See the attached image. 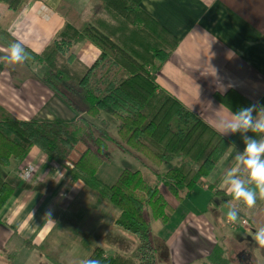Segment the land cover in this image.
I'll list each match as a JSON object with an SVG mask.
<instances>
[{"label": "trees", "instance_id": "1", "mask_svg": "<svg viewBox=\"0 0 264 264\" xmlns=\"http://www.w3.org/2000/svg\"><path fill=\"white\" fill-rule=\"evenodd\" d=\"M28 1L0 0V4L19 14ZM89 1L120 21L118 26L98 27L101 24L96 15L88 18L87 12H77L69 3L60 1L56 12L64 19V26L39 54L0 28V39L20 43L30 60L43 69L34 78L78 116L72 122L19 121L0 106V168H7L10 160L23 162L36 148L44 155L46 166L65 168L70 181L82 183L97 204L113 206L118 212L115 227L143 239L150 233V220L166 223L172 209L158 184L150 186L139 170L124 168L112 184L101 181L97 173L108 162L106 144L112 142L136 152L154 166L167 165L162 175L153 174L179 202L200 187L230 148L236 155L241 153L244 137L239 133L220 135L179 101L158 90L156 73L176 49L178 40L140 9V0ZM80 42L90 43L99 53L89 67L76 70L69 50ZM215 98L232 113L253 104L236 91ZM104 116L115 121V139L94 124ZM212 189L207 186L214 195H225V190ZM13 192L14 186L0 175V211ZM231 200L228 194L220 202L229 210L226 202ZM211 204L216 205L215 200ZM251 211L244 215L241 209L240 219L245 218L256 231L264 227V201L258 200ZM211 212L217 213L215 208ZM245 238L247 243L238 245L239 252L230 262L254 264L251 237ZM10 242L13 248L8 260H14L17 251L24 248L40 253L51 264H65L57 252L45 245H34L15 232ZM222 256L221 247L215 246L207 259L210 264H228ZM87 258L98 259L101 264H135L120 253L107 255L98 246L89 250Z\"/></svg>", "mask_w": 264, "mask_h": 264}, {"label": "crops", "instance_id": "2", "mask_svg": "<svg viewBox=\"0 0 264 264\" xmlns=\"http://www.w3.org/2000/svg\"><path fill=\"white\" fill-rule=\"evenodd\" d=\"M60 1L69 3L77 12H87L88 18L96 15L101 24L98 27L113 28L120 22L112 17V22H107L101 14L103 9L97 4L90 5L89 0H29L19 14L0 5V24L4 25L2 29L39 54L64 26V19L56 12ZM139 7L178 40L176 49L156 73V85L161 93L179 101L214 129L218 120L228 119L230 115V111L218 102L215 95L236 91L249 102L264 106V0H140ZM4 44L6 42L0 39V106L19 121H75L78 116L34 78H38L41 73L33 75L31 70L24 67L27 61L21 64L22 67L8 70ZM69 53L73 55V63L78 70L89 67L99 52L90 43L80 42L73 45ZM28 63H32L30 58ZM22 68L27 71L23 73L26 77L19 78ZM40 70L43 71L42 68ZM236 156L235 150L230 148L210 175L201 181L200 188L211 186L220 192L225 189V195L221 196V199H225L229 194L227 172L236 167ZM24 161L35 166L34 180L29 185H13L14 192L0 211V264H25L27 257H36V251L22 248L17 251L14 260H8L13 248V244L8 242L13 232L34 245L47 246L50 251L60 252L59 249L69 247L70 231L62 221L69 219L68 215H62V219L55 217L56 220L44 214L50 206L56 207L55 204H58L59 200L55 199L54 194L59 191L60 197L70 184L68 172L61 166H46L44 155L36 148L28 153ZM23 162L10 160L6 169L14 168L15 174ZM10 169L2 176L5 180L10 177ZM236 175L241 179L244 177L241 169ZM76 183L72 182L70 188ZM192 193H189L190 199ZM56 209H60L61 214L64 211L61 205ZM250 231L245 236L252 237L255 230L250 228ZM188 232L185 241L175 240L172 245L174 264H189L188 260H194V256L189 253L194 245L197 246V238L206 239L199 232L196 233L200 237L192 230ZM219 236L217 239L212 234V240L206 241L210 248L208 250L203 245L201 256H209L216 244L223 246ZM190 240L194 245H191ZM183 244L189 248L188 251L191 249L190 252L180 249ZM253 244L251 239V247ZM263 253H258L260 262L254 250V264H264ZM76 263L80 264L79 261ZM239 263L242 264L228 261V264Z\"/></svg>", "mask_w": 264, "mask_h": 264}, {"label": "rangeland", "instance_id": "3", "mask_svg": "<svg viewBox=\"0 0 264 264\" xmlns=\"http://www.w3.org/2000/svg\"><path fill=\"white\" fill-rule=\"evenodd\" d=\"M0 5H2L5 9V5ZM101 14L107 22H112L110 14L104 10ZM0 28H4V25L0 24ZM9 44L10 43L4 44V58L6 67L9 71H11L10 69L22 67V65L16 64L10 66L7 64L6 57ZM26 61L27 63L24 64V67L31 70V74L39 75L41 73L40 65L34 64L33 62L29 64V58H27ZM25 68L21 69L22 75L18 74L19 78L22 76L26 77V75L23 74L26 71ZM94 124L96 128L105 129L112 138H116L115 121L113 119H108L104 116L102 121H97ZM97 134L98 133L96 132L95 135ZM106 145L109 154L108 162L104 163L99 168L97 177L106 184H112L122 169L128 168L132 170H139L144 180L150 186L158 184L159 192L172 209L169 213V220L166 223H162L159 220L151 219L150 233L145 238L139 239L135 235L113 225L114 218L118 215L117 210L113 206L106 202L97 204L90 191L84 187L82 183L77 182L72 188H70L72 182L68 180L70 184L67 185L65 190L62 192L63 194H60V197L58 196L59 191L54 194V196H56L55 199H57V201L59 200L58 204H55L56 207L50 206L51 209L49 208L44 212L48 218L56 219L55 217H57V219H62V215L64 214H67L69 217L67 220L62 219V221L68 225L67 227L70 234L68 236L69 247H64L63 250L59 249L60 252H57L59 254L60 261L62 260L65 264H78L76 261L80 262L85 259L89 250L94 246H98L101 247L107 255L120 253L131 258L135 264H174L173 253L171 250L172 245L175 240L179 241V239H182L185 241V239H187L186 237L189 236L188 230H192L195 235L197 234L196 232H199L204 234L206 237V239H201V237L197 234V237H200L197 238V246L190 240L191 245H194V247L189 255L192 254L194 256V260L190 259L191 261H189L186 256L185 259L188 260L187 263L190 262L189 264H210L207 259L208 256H201L200 250L203 245H206V249L209 250L210 245L208 248L206 241L212 240V234H214L216 238L220 235L219 241L223 245L221 247L223 251V260H233L234 255L239 252V246L243 247L244 244L247 243L245 235H249L248 233H251V227L249 225H239L241 219L235 223L227 221L226 213L228 209L224 206V204H221V196L214 195L211 191H208L207 188L201 189L198 186L192 190L193 193L191 194V199L189 197H184L182 201L177 202L168 190L163 187L162 184L158 183L157 178L153 174L157 173L159 176L162 175L165 172L167 165L154 166L143 160L136 152L123 150L112 142H108ZM12 163L14 162L12 161ZM66 165L71 167L69 163ZM8 169L0 168L1 176H3L5 171ZM13 169L14 168H11L9 170L10 177L6 179L10 184H32L31 181L34 180V177L29 182L22 181L18 178L16 173L14 174ZM241 170L244 176L242 179L246 180L247 173L244 172L243 169ZM212 199L215 200L216 205L211 204ZM230 203L241 211L239 204H235L232 200L227 204L229 205ZM60 205L64 208L62 214L60 209H56L57 206ZM210 205L212 208L216 209L217 213L211 212L212 208L209 207ZM50 211L51 213H49ZM242 213L244 215H249L253 212L242 209ZM194 229L196 231H194ZM76 243H78L77 246ZM253 248L254 244L251 249L252 255L254 253ZM53 249H57V247H53ZM180 249L183 252L185 250L187 253L189 248L183 244ZM190 250L188 252H190ZM205 252L207 254L208 251L205 250ZM258 253L259 252L255 251L257 259H259ZM183 254L184 253H182V255ZM35 255L37 257V264H51L47 262L40 253L37 252ZM36 257H27L25 259V264H36ZM237 258L240 260V256H237ZM259 261L261 262L260 259ZM216 264H221V262Z\"/></svg>", "mask_w": 264, "mask_h": 264}, {"label": "clouds", "instance_id": "4", "mask_svg": "<svg viewBox=\"0 0 264 264\" xmlns=\"http://www.w3.org/2000/svg\"><path fill=\"white\" fill-rule=\"evenodd\" d=\"M27 51L20 43H10L7 50V64H22L28 58ZM215 71V70H214ZM199 87V86H197ZM215 131L220 135L241 134L244 148L236 159V167L227 172V190L235 204L241 209L251 211L257 201H264V106L252 104L230 112L228 119L218 120ZM253 134V135H249ZM260 137L257 139L256 137ZM243 169L247 179H241L236 173ZM240 211L232 204L226 213L227 221L235 223L240 219ZM256 252H264V227H259L251 237ZM80 264H101L98 259H83Z\"/></svg>", "mask_w": 264, "mask_h": 264}, {"label": "built area", "instance_id": "5", "mask_svg": "<svg viewBox=\"0 0 264 264\" xmlns=\"http://www.w3.org/2000/svg\"><path fill=\"white\" fill-rule=\"evenodd\" d=\"M34 173H35V166L28 161H24L23 163H21L16 172L20 180L28 181V182L32 180ZM240 224L243 226L248 225V223L245 220H241L239 225Z\"/></svg>", "mask_w": 264, "mask_h": 264}]
</instances>
